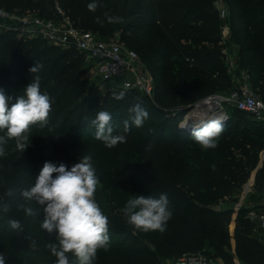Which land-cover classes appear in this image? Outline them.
Segmentation results:
<instances>
[{
	"label": "trees",
	"instance_id": "16d2710c",
	"mask_svg": "<svg viewBox=\"0 0 264 264\" xmlns=\"http://www.w3.org/2000/svg\"><path fill=\"white\" fill-rule=\"evenodd\" d=\"M127 1L130 4L125 9L117 7L114 10L111 8L113 0H99L102 6L92 12L87 8L91 0H0V8L20 16L33 14L57 19L61 17L60 9L75 27L91 31L101 38H110L117 30L120 31L121 42L137 52L157 83L153 98L131 92L123 94L119 100H110L111 94L101 100L98 90L89 91L87 83L81 82L82 63L86 60L81 52L76 49L61 50L40 39L28 37L20 40L19 33L11 30L0 35V89L5 96L24 95V88L37 75L30 73L29 69L38 64L43 66L38 73L41 92H47L53 100L48 125L44 128L39 124L31 126L27 149L12 153L7 150L8 142L5 145L7 155L0 157V204L7 202L11 205L8 213L0 210V245L17 247L9 252L11 260L21 255L26 247L24 241L28 238L43 261L55 264L56 257L47 248L49 243L56 242L55 234H48L40 227L42 212L27 217L17 209V204L22 202L21 190L34 185L54 145L65 142L78 158L90 155L95 165L109 163L110 157L117 152L131 155L139 147L156 151L174 147L185 149L198 144L190 130L183 126L189 108L210 94L228 95L235 91V81L224 57L223 23L216 6L222 0ZM223 1L231 28L228 45L241 46L238 52L239 69L248 73L250 81L252 76H256L251 84L264 102V44L256 39L257 32L264 27V0ZM108 17H118L120 21L110 23ZM151 36H160L156 46L146 44ZM138 102L149 116L141 127H131L126 143L109 149L95 139L96 128L90 121L99 111L109 112L112 126L119 131L130 115L129 108ZM233 123L231 118L223 124L224 131L219 138L240 147L241 152L227 156L214 177L193 181L197 190L214 194L218 200L232 198L235 190L241 189L253 175L255 190L264 191V164L259 168L264 152V126H255L244 120ZM13 165L19 169L18 172L8 173ZM96 174L97 177L100 175L98 170ZM9 190L14 192L11 197L6 195ZM160 194L162 192H142L145 197L153 198H158ZM168 199L172 215L185 211L177 200ZM32 206L38 207L34 203ZM212 215L218 230L229 222L224 212L214 211ZM12 219L21 221L24 227L22 233L10 228L9 221ZM110 229L109 226V250L99 249L93 264H139L145 260L150 264L168 263L171 252L167 247L165 231H149L146 238L138 241L131 237V230L113 233ZM235 239L238 245L253 250L250 264H264V246L253 237L249 218L238 220ZM210 247L207 251L184 255L177 252L173 262L185 255L206 253L222 259L226 264H234L222 241L213 238ZM124 252L128 255L119 260ZM68 255L70 264H78L74 256ZM27 260L29 264H37L33 257Z\"/></svg>",
	"mask_w": 264,
	"mask_h": 264
},
{
	"label": "rangeland",
	"instance_id": "374dc122",
	"mask_svg": "<svg viewBox=\"0 0 264 264\" xmlns=\"http://www.w3.org/2000/svg\"><path fill=\"white\" fill-rule=\"evenodd\" d=\"M129 4L127 0H113L111 8L114 10L118 9L117 7L125 9ZM4 31H0V35ZM24 34L20 35L18 39L28 38L29 34ZM120 34V31L117 30L110 38H115ZM256 39L258 43L264 44V27L257 32ZM159 40L160 36H151L147 38L146 44L151 47L156 46ZM232 48L238 54L241 46L234 45ZM255 79L256 76H252L251 81ZM81 82L87 83L89 91L98 90L101 100L106 99L109 94H111L109 98L112 100L118 94L116 90H113V85L101 83L96 76L95 69L87 60L82 63ZM215 95L210 94L208 97ZM225 112V123L233 118V124L244 120L255 126L259 124L264 126V119L258 120L249 114L239 113L232 107L225 109ZM192 118L191 115L190 119ZM187 120L188 118L186 122ZM0 135H4V133L0 132ZM8 142L10 143L7 150L12 153L16 152L15 141L9 140ZM240 152V147L218 138L217 147L211 149H204L199 144L185 149L174 147L163 151L139 147L131 155L124 152L115 153L107 164L95 165L93 163L94 168L100 174L96 189V201L102 212L108 217L110 232L120 233L121 230H131L130 234L134 240L139 241L146 238L148 232L129 225L122 209L129 199L134 198L135 195H142L144 190L155 193L162 192L167 194L168 198L177 200L185 210L181 214L172 215L167 222L165 237L168 250L171 252L167 264L173 262L177 252L184 255L194 251L210 250L213 238L219 239L225 244V250L232 256L234 264H250L253 250L238 245L235 239V230L240 218H249L253 227V237L264 246V231L261 229L262 224L259 220V210L264 207V191L255 190V175L241 189L235 190L232 198L227 200H218L216 195L197 190L193 185V181L198 182L201 179L214 177L220 171L227 156L238 155ZM48 156V162L56 166L63 163L69 170L79 161L73 149L65 142L54 145ZM263 164L264 152L261 155L259 168H262ZM9 169L12 171L8 173H16L19 170L14 165ZM214 207H220L222 212L228 215L229 222L222 230H218L216 227L212 215ZM24 244L26 245L25 249L14 260L9 259V252L16 250L17 247L12 244L0 245V254L5 256L6 264H29L28 257H33L37 264H49L36 253L28 238ZM127 255L125 252L122 253L119 260ZM139 264L150 263L145 260Z\"/></svg>",
	"mask_w": 264,
	"mask_h": 264
},
{
	"label": "clouds",
	"instance_id": "9594fccd",
	"mask_svg": "<svg viewBox=\"0 0 264 264\" xmlns=\"http://www.w3.org/2000/svg\"><path fill=\"white\" fill-rule=\"evenodd\" d=\"M101 6L99 0H91L87 4L88 10L92 12ZM108 21L116 23L120 18L108 17ZM42 67L34 64L29 69L30 73L37 75L24 88V95L6 97L3 89H0V132L4 133L0 135V157L7 155L5 145L9 140H14L15 148L24 152L30 145L28 133L31 126L39 124L44 128L48 125L53 100L47 92H41L38 73ZM122 98L123 94L115 96L117 100ZM128 111L130 115L123 121V127L119 131L111 124V114L99 111L95 119L90 121L96 128L95 139L103 142L109 149L126 143L131 127H141L149 116L139 102ZM186 128L190 130L195 142L204 149L217 147V140L224 131L223 122L215 118L194 121ZM98 183L92 157L84 155L70 170L63 163L56 166L45 162L34 185L21 190L22 202L17 204V209L27 217L37 216L42 212L40 227L48 234H55L56 242L47 245L51 254L56 257L55 264H70L68 254L74 256L78 264H93L99 249L109 250L108 217L95 199ZM6 195L13 196V190H9ZM33 203L38 207L34 208ZM169 205L168 196L164 193L158 198L135 195L126 202L122 212L127 223L135 229L163 233L172 217ZM0 210L8 213L11 205L4 202L0 204ZM9 226L17 233L24 231L21 221L17 219L10 220ZM0 264H6L3 254H0Z\"/></svg>",
	"mask_w": 264,
	"mask_h": 264
},
{
	"label": "built area",
	"instance_id": "2783aa9c",
	"mask_svg": "<svg viewBox=\"0 0 264 264\" xmlns=\"http://www.w3.org/2000/svg\"><path fill=\"white\" fill-rule=\"evenodd\" d=\"M216 6L223 23L222 40L226 46L224 57L236 88L228 95H215L202 102L218 107L219 114L224 119L225 109L232 107L263 120L264 102L254 91L248 73L239 69L236 50L228 45L231 36V28L227 23L228 11L220 2H217ZM58 10L61 17L46 19L33 14L20 16L0 8V31H15L19 36L28 33L29 38L40 39L61 50L76 49L85 55V59L93 66L102 84L113 85V90L122 94L133 92L149 98L155 96L156 79L137 52L121 42L120 35L115 38H101L91 31L81 30L75 27L60 9ZM259 213L261 229L264 231V207ZM171 264H226V262L206 253H195L185 255Z\"/></svg>",
	"mask_w": 264,
	"mask_h": 264
},
{
	"label": "water",
	"instance_id": "95a60500",
	"mask_svg": "<svg viewBox=\"0 0 264 264\" xmlns=\"http://www.w3.org/2000/svg\"><path fill=\"white\" fill-rule=\"evenodd\" d=\"M189 115H192L193 118L190 119L189 124H183L184 127L191 126L194 121L198 122L201 119L207 120L210 118H215L221 120L223 124L226 122V119H223L219 114V108L206 102H201L199 105L189 108L187 118ZM213 211L222 212V209L220 207H214Z\"/></svg>",
	"mask_w": 264,
	"mask_h": 264
},
{
	"label": "bare ground",
	"instance_id": "6f19581e",
	"mask_svg": "<svg viewBox=\"0 0 264 264\" xmlns=\"http://www.w3.org/2000/svg\"><path fill=\"white\" fill-rule=\"evenodd\" d=\"M190 118H191V115L188 116V120H187V122H186L187 124H189V121H190L189 119H190Z\"/></svg>",
	"mask_w": 264,
	"mask_h": 264
},
{
	"label": "crops",
	"instance_id": "0c3cea01",
	"mask_svg": "<svg viewBox=\"0 0 264 264\" xmlns=\"http://www.w3.org/2000/svg\"><path fill=\"white\" fill-rule=\"evenodd\" d=\"M222 4L224 8H227L226 4L224 3V1L222 0Z\"/></svg>",
	"mask_w": 264,
	"mask_h": 264
}]
</instances>
